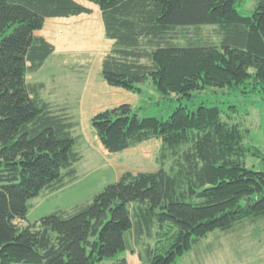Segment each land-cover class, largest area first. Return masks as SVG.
<instances>
[{"label": "trees", "instance_id": "1", "mask_svg": "<svg viewBox=\"0 0 264 264\" xmlns=\"http://www.w3.org/2000/svg\"><path fill=\"white\" fill-rule=\"evenodd\" d=\"M84 1L113 41L100 69L108 86L141 94L150 81L163 98L207 88L264 94V0L248 16L242 0ZM89 12L72 0H0V264H99L127 249L126 233L154 226L143 263L176 264L209 233L264 216V172L245 164L257 151L217 107L178 106L163 120L123 103L91 118L101 146L119 153L158 139L168 170L124 173L89 203L21 225L29 200L62 187L79 160L68 118L27 85L52 52L34 33L47 17ZM201 27H216V43L199 37Z\"/></svg>", "mask_w": 264, "mask_h": 264}, {"label": "rangeland", "instance_id": "2", "mask_svg": "<svg viewBox=\"0 0 264 264\" xmlns=\"http://www.w3.org/2000/svg\"><path fill=\"white\" fill-rule=\"evenodd\" d=\"M239 4H241L237 6L239 13L248 16L252 13L256 0H242ZM85 5L98 12L93 5L87 3ZM215 30L216 27H201L198 29V35L203 40L216 43L218 38ZM188 31L192 33L195 29L190 28ZM98 41V46L107 47V44L99 39ZM109 44L111 50L113 44ZM181 44H185V40H182ZM74 55L70 57L71 60L64 63L52 62V66L45 70L40 79L45 83L42 95L50 104L52 111L68 118L72 124L71 134L76 138L74 153L79 159L72 167L75 175L67 177L62 187L44 190L38 197L29 200L30 209L26 222L21 225L35 223L56 211L68 212L74 207L89 203L95 195L107 185L116 182L124 173H151L160 167L168 170L172 158H169L168 154L161 158L163 150L158 139H151L119 153H108L101 146L90 121L95 113L106 107L110 109L118 106L117 102L112 103L114 99H123L120 104L131 105L139 117L163 120H166L178 106H185L190 111L196 110L199 106H215L220 110L223 122L238 127L243 133L245 146L257 151L255 156L249 153L246 155V167L264 172V94H247L228 88H207L192 93L191 97L172 94L163 98L148 81L141 86V94L121 89L123 92H119L118 95L100 96L95 94L97 91H91L90 85L93 83H86L87 76L90 78V75H87L88 71L84 65L92 67L95 60L88 59L87 62L84 55L83 58L78 53ZM98 77L103 81L100 75ZM98 101L101 104H97ZM89 102H95L96 107H89ZM134 208L135 205L130 208L132 215ZM155 231V226L149 235L144 228L141 234L136 229L131 230L125 235L127 249L119 252L116 258L99 264H120L121 260H124V264H144L143 256L146 249L155 243ZM176 264H264V216L249 218L229 230L209 233L193 244L191 250Z\"/></svg>", "mask_w": 264, "mask_h": 264}, {"label": "crops", "instance_id": "3", "mask_svg": "<svg viewBox=\"0 0 264 264\" xmlns=\"http://www.w3.org/2000/svg\"><path fill=\"white\" fill-rule=\"evenodd\" d=\"M72 1L86 7L87 9L90 10V12L79 14L77 16H69V17H47L44 19V24L42 29L34 33L35 37L42 38L48 45L52 47V52L44 60L43 64L37 71L30 72L27 74L26 82L32 94L36 96V98H38L40 101H43L46 104H48L50 109H51L50 104L42 95V92L45 89V83L40 78L42 74L45 72V70L49 69L52 66V62L56 61L57 63L60 61L59 63L61 62L64 63L67 60H71L70 57L75 56L74 53H78L82 58L84 55V58H87V62L88 59L95 60L93 62L94 65L92 67L90 65L89 67H86L84 65V67L88 71L87 75H90V78L87 76L88 80L86 81V83L87 82L93 83L90 85L91 91H97L98 93L95 92L94 93L100 96L102 94L118 95V93L122 91L119 88L108 86L98 77V75H100L102 58L110 51L109 43L113 44V41L107 39L105 36L100 10L95 5L85 2L84 0H80V1L72 0ZM86 3L96 7L98 9V12H94L91 7L85 5ZM98 39L101 42L107 44V47L105 45L98 46L99 44ZM78 65L81 66L80 64ZM115 102H117L120 105V103L123 102V99L121 100L114 99V102L112 103ZM97 104H101V103H99L98 101ZM88 105L89 107L92 108L96 107L95 102L94 103L89 102Z\"/></svg>", "mask_w": 264, "mask_h": 264}]
</instances>
